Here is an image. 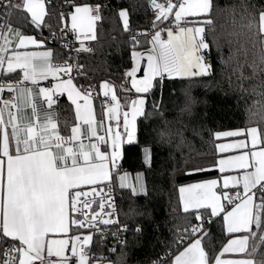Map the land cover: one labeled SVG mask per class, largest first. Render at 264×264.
<instances>
[{"label": "snow or ice", "instance_id": "snow-or-ice-1", "mask_svg": "<svg viewBox=\"0 0 264 264\" xmlns=\"http://www.w3.org/2000/svg\"><path fill=\"white\" fill-rule=\"evenodd\" d=\"M51 2L0 0V20L4 21L0 23V75L17 74L18 69L22 73V76L17 74L14 81H0V264H93V261L103 264L106 258L95 256L90 246L96 233L102 234L101 225L120 224L111 194L112 184L118 176L119 186L129 187L125 183L128 174H118V160L123 155L124 145L136 142L137 118L148 116L144 94L153 89L157 78H195L211 74V63L204 55L209 49L205 28L185 25L188 17L209 16L214 11V3L213 0H150L156 12L151 22L154 31L140 35H151V48L145 53L132 52L134 66L125 73L131 88L121 86L122 91L134 90L137 98L121 105L116 86L103 81L99 87L103 89L105 107L97 119L93 87H78L71 75L73 71L83 74L82 66L69 61L57 66L53 63L51 49L27 50L29 45L42 48L44 41L13 28L5 19L21 11L36 28L47 26L45 21ZM73 6V12L60 13L64 27L79 35L87 24L91 32L92 22L100 18L98 14L103 5ZM242 9L251 18L249 26L253 23L258 26L261 55L258 62L252 64L253 75H264V6L249 2L243 4ZM93 11L97 15H92ZM118 15L125 31L130 30L128 10L121 9ZM66 16L70 17V28ZM170 16L174 17V29H160L158 22ZM203 23L211 24L212 20L205 19ZM162 32H166L167 39L162 38ZM90 38L95 39V35ZM132 39L139 43L135 36ZM145 55L143 75L137 76L141 68L136 58L144 59ZM49 77L57 82L50 87H39L40 81ZM28 82L38 91L34 93ZM5 91L11 94L8 99L3 98ZM64 93L76 106L77 118L82 122L72 127L68 136L60 134L53 114L50 111L41 114L34 102L37 97H43L41 103L51 109L55 98ZM29 104L31 118L24 115ZM185 110L188 109H182ZM82 128H86V133ZM101 129L103 134H100ZM159 135L169 141L179 136L178 147L185 142L181 131L166 130ZM213 136L214 139L245 136V139L216 145L219 153L236 149L240 150L239 155H227L209 168L193 170H218L222 179L179 188L182 212L197 223L177 228L173 246L152 264H264V259L257 262L253 258L259 247H264V129L250 127L216 132ZM85 139L89 142L85 143ZM144 156L150 166V149H144ZM231 171L239 174H227ZM141 176L137 175V181ZM131 191L133 196L149 195L144 183L139 190L132 187ZM125 215L134 218L145 213L130 208ZM215 218L223 219L227 233L234 238L213 255L204 240L209 236L205 225L213 223ZM73 229L92 231L88 235H72ZM127 231L128 225L123 224L113 235ZM134 231L141 234L143 228L137 226ZM240 233L244 234L238 235ZM52 236L67 238L53 239ZM257 238L259 246L252 244L250 251V239ZM119 243L125 245L127 241ZM111 251L115 252V248Z\"/></svg>", "mask_w": 264, "mask_h": 264}, {"label": "trees", "instance_id": "trees-1", "mask_svg": "<svg viewBox=\"0 0 264 264\" xmlns=\"http://www.w3.org/2000/svg\"><path fill=\"white\" fill-rule=\"evenodd\" d=\"M249 2L264 6V0H213L214 11L203 16L204 20H212L211 24L201 22L205 28V41L209 44L204 55L212 66L210 75L157 78L153 89L145 94L148 116L138 118L136 142L125 144L119 170L143 171L149 195L133 196L129 188H117L118 219L121 224L128 225V231L123 232V240L127 243L113 242L115 252H112L109 242L114 235L108 233L105 243L96 233L90 246L95 256L107 253L111 258L109 264H152L173 246L177 228L197 222L182 212L178 186L217 175V170L193 171L212 166L215 130L249 124L264 129V75L258 73L254 76L252 70L253 62H258L261 55L258 26L255 23L249 26L251 18L242 9V5ZM84 3L101 4L103 8L96 20L95 39L90 51L76 56L83 74L73 71V77L84 87L97 88L99 82L108 80L120 88L124 74L133 64V48L148 43L147 35H139L137 44L131 32L142 33L153 28L151 22L155 20V14L150 0H52L45 21L47 26L41 27L44 32L37 31L26 13L21 11L9 15L8 23L23 32L42 37L52 48L54 59L63 61L66 50L56 30L64 21L60 13L67 14L73 5ZM120 9L129 12L128 31L118 15ZM161 23L174 24L171 17ZM65 108L66 113L61 116L59 125L67 134L71 116L69 107ZM166 130L183 132L184 144L178 147L179 136H173L171 141L162 140L159 133ZM145 148L150 149V166L143 157ZM130 208L145 215L126 216ZM137 226L143 228L141 234L135 233ZM205 228L209 236L204 245L215 255L228 236L222 218H215ZM252 244L259 246V239H250V249ZM254 257L257 262L264 259V247H259Z\"/></svg>", "mask_w": 264, "mask_h": 264}, {"label": "crops", "instance_id": "crops-1", "mask_svg": "<svg viewBox=\"0 0 264 264\" xmlns=\"http://www.w3.org/2000/svg\"><path fill=\"white\" fill-rule=\"evenodd\" d=\"M85 4V3H84ZM84 4H75V5H84ZM88 5H90L89 3H87ZM75 9H74V6L72 7V9L68 12V13H71V12H73ZM121 10V9H120ZM119 10V11H120ZM67 13V14H68ZM27 15V14H26ZM65 20L67 21V24H69V25H71V21H70V17H68V16H66V18H65ZM121 21H122V19H121ZM63 22H65V21H63ZM122 24H123V21H122ZM95 25H96V20H94L93 22H92V25H91V32H94L95 33ZM167 25H171L170 23H168V24H162V23H160V22H158V27L160 28L161 26H163V28L165 29V27L167 26ZM12 26V25H11ZM13 28H17V27H14V26H12ZM87 24H85V28H84V30H82V32H89L88 30H87ZM18 29V28H17ZM174 29V28H173ZM20 30V29H19ZM154 30V29H153ZM21 31V30H20ZM21 32H23V31H21ZM24 34H26V35H31V36H34L37 40H43L44 41V46L42 47V48H36L35 46H33V45H29L28 46V49L27 50H29V51H44V50H48V49H51L52 50V48L50 47V46H48V45H46L45 44V40L42 38V37H39V36H37L35 33H33V32H31V33H26V32H23ZM148 38V37H147ZM150 39H148V43L144 46V47H146V49H149V48H151V43H150ZM140 49H142V51H141V53H145V52H143L144 50H143V46L142 47H140ZM146 49H145V51H146ZM138 58V57H137ZM143 59H140V62L142 61ZM53 63L54 64H56V63H59V64H61V63H63V61L61 60V61H56L55 59L53 60ZM145 66H146V59H145ZM145 66H144V68H145ZM132 68V65H131V67L130 68H128V70H130ZM144 68H143V71H144ZM127 70V71H128ZM17 74H19L20 76H22V73H20V70L18 69L17 70ZM17 74H10V75H7V76H5L4 75V78H6L7 79V82H11V81H14V80H16L18 77H17ZM138 74V73H137ZM143 75V74H142ZM142 75H137V76H142ZM61 76H63V74H61ZM64 78H66V77H64ZM158 79H160V78H158ZM103 81H108V80H103ZM103 81H101V82H99V84H98V87L97 88H94L95 89V91H96V93H97V95L95 94L94 96H93V106H94V110H95V113H96V116H97V119H99L100 118V114L101 113H103L104 112V107H105V98L103 97V89L102 88H100L99 86L101 85V83L103 82ZM57 81L56 80H54L52 77H49L48 78V80H41L40 81V83H39V87H50L51 86V84H54V83H56ZM108 82H110V81H108ZM74 83L75 84H77V86L79 87L80 85L76 82V80H74ZM111 84H113L112 82H110ZM114 85V84H113ZM123 85V88L124 89H127V87L123 84V83H121V86ZM28 86L29 87H32V90H33V92L35 93V92H37L38 91V88L36 87V86H33L30 82H28ZM116 93H117V95H118V97L120 98V103H121V105H125V104H128L131 100H133V99H136L137 98V95L138 94H136L135 93V91H122L121 90V87L119 88H117V86H116ZM11 94L10 93H8L7 91H6V94L4 95V99H8L9 98V96H10ZM146 97V95L144 94V98ZM44 98L43 97H37L35 100H34V102L37 104V107H38V110L41 112V114H43L45 111H50L52 114H53V116L56 118V122H57V125H58V128L60 129V122H59V120L61 119V116L63 115L64 116V114L66 113V108L65 107H69L68 109H70V116H71V123L69 124V126H68V128H67V134H64V132H63V130H60V134L61 135H64V136H68V135H70L71 134V129H72V127H74V126H76V125H78V124H81L82 122L80 121V120H78V118H77V114H76V106L74 105V104H72V102L68 99V97H67V93H64V94H62V95H58V97H56L55 99H56V103L52 106V108L51 109H48V107H47V104L46 103H41V101L43 100ZM81 103H83V101H81ZM124 109L122 108V111H123ZM24 115H26V116H28L29 118H31V107H30V104H29V107L26 109V111H25V113H24ZM5 118H7V116H6V114H5ZM139 118V117H138ZM138 118H137V120H138ZM106 123H107V121H106ZM250 127H257V125H253V124H249V125H247V126H233L232 128H220L219 130H215L214 132H213V134L214 133H216V132H222V131H237V130H245V129H247V128H250ZM82 131H84L85 133H86V128H82ZM136 133H137V130H136ZM100 134H103V129H101V131H100ZM236 139H245V136H240V137H232V138H226V137H221V138H219V139H214V136H213V141H214V148H215V153H214V155H215V157H214V159H213V164H214V162L215 161H217L218 159H220V158H222V157H225V156H227V155H239L240 154V150H236V149H230L228 152H226V153H219L218 152V149H217V147H216V145L217 144H222V143H232V142H234V140H236ZM84 142L85 143H88L89 141L87 140V139H85L84 140ZM125 146V145H124ZM102 150H103V146H102ZM143 157H144V160H145V156H144V153H143ZM123 157H121L119 160H118V165H119V163H120V161H121V159H122ZM146 163V162H145ZM146 164H148V163H146ZM212 164V165H213ZM125 173H127L128 175H127V179H126V181H125V183L129 186V187H124V188H129L130 190H131V188L132 187H136V189L137 190H139V187H140V184L141 183H144V175H143V171H140V170H138V171H134L133 173L132 172H130V171H127V170H119V175H123V174H125ZM138 174H142V176H141V179L139 180V181H137V179H136V177H137V175ZM227 174H230V175H238L239 173L238 172H236V171H231V172H229V173H227ZM209 179H222V174L217 170V175L216 176H212V177H207L206 179H201V180H192V182H185V183H180V185L178 186V197H179V199H180V197H181V193L179 192V188L180 187H186L187 185H190V184H196V183H201V182H203V181H206V180H209ZM114 186H116L118 189H120L121 187L119 186V179H118V176H117V178H115L114 179ZM132 192V191H131ZM186 195V194H185ZM180 205H181V201H180ZM222 225L224 226V229H225V231H226V226H225V224H224V222H223V219H222ZM83 232V230H77V229H73V231H72V235H77V234H82V235H84V233H82ZM227 232V231H226ZM228 234V236L226 237V239H225V241H224V243L222 244V246H221V248L218 250V252H220V250L223 248V246L224 245H226L227 243H228V241L230 240V239H233L234 238V235L233 234H229V233H227ZM244 233H240V234H238V235H243ZM50 238H53V239H61V238H67V237H65V236H52V237H50ZM250 242V241H249ZM249 250L251 251V249H250V247H249ZM217 252V253H218ZM69 255H70V253H69ZM227 255V254H226ZM254 259H255V257H253Z\"/></svg>", "mask_w": 264, "mask_h": 264}, {"label": "built area", "instance_id": "built-area-1", "mask_svg": "<svg viewBox=\"0 0 264 264\" xmlns=\"http://www.w3.org/2000/svg\"><path fill=\"white\" fill-rule=\"evenodd\" d=\"M90 5H96L95 3H89ZM92 15H97V13L95 11H93ZM8 17V16H7ZM5 17V19L8 22V18ZM4 22L3 20H0V23ZM65 22L61 23L59 25V27L56 29L57 30V36L60 40L61 45L65 48L66 53L64 56V61H69L70 63H72L73 65H77L78 61L76 59V56L80 55V54H84L85 51L84 49H90L92 46V42L94 39H91L90 36H92L93 34L95 35L94 32H82L79 31V35H77V33L75 32H70L68 31L67 28L64 27ZM68 27L70 28V25L68 24ZM160 29H164L162 28V26L160 27ZM154 30L153 28H150L147 33H152ZM132 36L136 37V39L138 38V36L140 35L139 31H132L131 32ZM148 39L151 40V35H147ZM162 38L167 39V34L166 32H162ZM80 41H83L84 43L81 44ZM146 47H143V52H145ZM137 60H140V58L138 57ZM56 65L58 66L59 63H56ZM134 66V65H133ZM73 76V73L71 74ZM0 81H7L6 78H0ZM122 83L127 87V89L131 88V81L129 78H127L124 74L123 79H122ZM94 93L96 94L95 89L93 88ZM134 91V90H133ZM6 94V91L3 93V97ZM105 191H107V189H105ZM112 197L115 201L116 207H117V200H116V196L119 194V191L117 189L116 186H114L112 184ZM257 196H259V193H257ZM97 199H99L97 197ZM95 207V205H94ZM97 211H99V209H97ZM115 218V217H114ZM197 223V222H196ZM195 224V223H194ZM120 225H123V223L119 224V225H101V229H102V234L99 233V237L101 238L100 241H104L107 237L108 233H116L118 228L120 227ZM85 230V229H84ZM123 240V233H120L118 235L114 236V239H112V241H110L109 243H111L109 246L111 247V249H113L112 247L113 242L114 244H120L119 241ZM106 243V242H105ZM97 257H105L106 259L104 260L103 264H109L111 262V258H109V256L107 255V253L102 252L100 253ZM95 261H93L94 263ZM96 264V262H95Z\"/></svg>", "mask_w": 264, "mask_h": 264}, {"label": "rangeland", "instance_id": "rangeland-1", "mask_svg": "<svg viewBox=\"0 0 264 264\" xmlns=\"http://www.w3.org/2000/svg\"><path fill=\"white\" fill-rule=\"evenodd\" d=\"M153 14H155V17H156V12H155V10L153 11ZM170 17H171V19H172V22L174 23V17H172V16H170ZM204 18H205V17H203V16H200V17H188V18H187V19H188V23H187L185 26H186V27H202L201 22L204 20ZM160 23H161V22H160ZM173 23H172V24H173ZM170 27H171V28H174V24H173V25H167V26L165 27V29L170 28ZM133 51L141 52L142 49H140V48H133L132 52H133ZM132 52H131V55H132ZM132 57H133V56H132ZM136 59H137V58H136ZM144 59H146V55H145ZM192 62L195 63V60L193 59ZM133 65H134V59H133L132 67H133ZM145 67H146V66H145ZM89 232H90V231H88V230H83L82 233H84V235H88ZM69 253H70V252H69ZM69 253H68V254H69ZM93 264H95V262H94Z\"/></svg>", "mask_w": 264, "mask_h": 264}, {"label": "water", "instance_id": "water-1", "mask_svg": "<svg viewBox=\"0 0 264 264\" xmlns=\"http://www.w3.org/2000/svg\"><path fill=\"white\" fill-rule=\"evenodd\" d=\"M33 27L37 30V31H40V32H44L42 30V28H36L35 25H33ZM145 66V59H143L141 62H140V68H141V71L137 74V75H142L143 74V68Z\"/></svg>", "mask_w": 264, "mask_h": 264}]
</instances>
